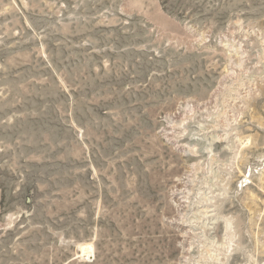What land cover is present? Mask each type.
I'll list each match as a JSON object with an SVG mask.
<instances>
[{"label": "rangeland", "instance_id": "rangeland-1", "mask_svg": "<svg viewBox=\"0 0 264 264\" xmlns=\"http://www.w3.org/2000/svg\"><path fill=\"white\" fill-rule=\"evenodd\" d=\"M0 264H264V0H0Z\"/></svg>", "mask_w": 264, "mask_h": 264}, {"label": "bare ground", "instance_id": "bare-ground-1", "mask_svg": "<svg viewBox=\"0 0 264 264\" xmlns=\"http://www.w3.org/2000/svg\"><path fill=\"white\" fill-rule=\"evenodd\" d=\"M191 151V150H190ZM203 231V230H202ZM223 233V232H222ZM229 238V237H228ZM226 239V238H225ZM229 250V249H228ZM222 252V251H221ZM226 254V253H225ZM223 258V257H222Z\"/></svg>", "mask_w": 264, "mask_h": 264}]
</instances>
